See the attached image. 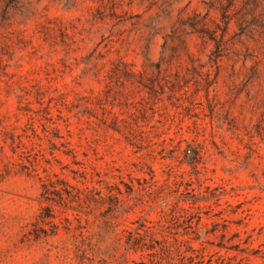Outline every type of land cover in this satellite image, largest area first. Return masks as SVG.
<instances>
[{
	"label": "rangeland",
	"instance_id": "1",
	"mask_svg": "<svg viewBox=\"0 0 264 264\" xmlns=\"http://www.w3.org/2000/svg\"><path fill=\"white\" fill-rule=\"evenodd\" d=\"M0 264H264V0H0Z\"/></svg>",
	"mask_w": 264,
	"mask_h": 264
},
{
	"label": "trees",
	"instance_id": "2",
	"mask_svg": "<svg viewBox=\"0 0 264 264\" xmlns=\"http://www.w3.org/2000/svg\"><path fill=\"white\" fill-rule=\"evenodd\" d=\"M84 177V176H83ZM84 185V188L81 189L77 185H71L69 182L62 180L57 177L56 180L48 179L47 181L43 182L42 184V192H41V198L43 201L47 202L48 205L43 207V213L42 218H53V209L54 206H65L68 208H80L83 209L84 206L88 207L89 203L86 199L78 198V201L76 202L78 206H74L72 203V199L68 196L67 198L64 196V192L68 193V188H72L76 190L79 193H87V192H93L96 190L94 187H91L87 185V183L82 182ZM63 186V187H62ZM151 258H153L156 253L149 254Z\"/></svg>",
	"mask_w": 264,
	"mask_h": 264
}]
</instances>
